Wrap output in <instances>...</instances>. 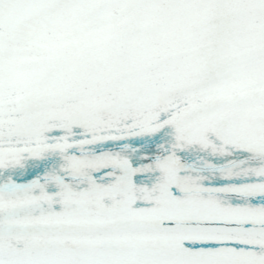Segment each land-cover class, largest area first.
<instances>
[{
  "label": "snow or ice",
  "instance_id": "snow-or-ice-1",
  "mask_svg": "<svg viewBox=\"0 0 264 264\" xmlns=\"http://www.w3.org/2000/svg\"><path fill=\"white\" fill-rule=\"evenodd\" d=\"M0 264H264V0H0Z\"/></svg>",
  "mask_w": 264,
  "mask_h": 264
}]
</instances>
